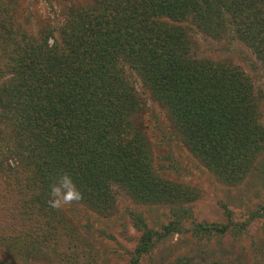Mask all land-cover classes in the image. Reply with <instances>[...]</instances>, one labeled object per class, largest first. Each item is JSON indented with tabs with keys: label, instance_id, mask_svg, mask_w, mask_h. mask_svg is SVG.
<instances>
[{
	"label": "trees",
	"instance_id": "obj_1",
	"mask_svg": "<svg viewBox=\"0 0 264 264\" xmlns=\"http://www.w3.org/2000/svg\"><path fill=\"white\" fill-rule=\"evenodd\" d=\"M186 18L213 36L235 31L264 64V36L258 35H264V0H107L101 12H68L56 36L49 26L34 35L14 21L5 29L0 20V79L6 77L0 150L20 158L36 151L34 189L18 191L14 206L0 210V242L24 236L34 244L61 226L47 201L64 173L95 210H106L107 195L98 189L107 193L110 181L147 203L189 195L159 179L150 164L141 132L129 120L139 106L129 71L166 106L192 155L222 181L230 183L248 167L264 145L257 142L264 124L257 122L251 84L230 63L185 58L181 30L165 20ZM246 117L250 135L241 128ZM224 154L240 157L223 165ZM142 238L137 255L150 234Z\"/></svg>",
	"mask_w": 264,
	"mask_h": 264
},
{
	"label": "rangeland",
	"instance_id": "obj_2",
	"mask_svg": "<svg viewBox=\"0 0 264 264\" xmlns=\"http://www.w3.org/2000/svg\"><path fill=\"white\" fill-rule=\"evenodd\" d=\"M106 2L0 0V20L4 21L5 29H10L8 23L14 21L34 35L49 26L56 36L68 12L81 9L101 12ZM165 22L181 30L185 58L226 62L242 71L251 84L257 122L264 124V64L248 42L241 40L235 31L207 34L189 18L179 23L173 19ZM46 37L50 43V37ZM260 45L264 48L263 43ZM129 73V83L136 91L139 105L129 120L141 132L150 164L159 179L174 183L173 189L188 190L189 195L177 201L147 203L135 198L118 182L110 181L107 193L98 189L107 195L106 210H95L89 204L91 200L84 198L57 210L61 226L53 227L52 234L49 225L40 231L43 236L48 230V240L29 244L24 236H10L0 242V264H264V137L257 141L262 146L246 171L235 175L230 183L222 181L184 145L166 106L154 99L134 73ZM241 123L242 130L250 135L248 118ZM2 150L0 210L14 206V201L20 198L18 191L25 194L34 189L35 175L31 173L30 162L36 157V151L29 150L20 158L12 151L8 154L1 153ZM235 157L240 156L224 154L222 164H230L227 159ZM24 161L26 165H22ZM40 190L35 188V194ZM23 216L30 217L29 213ZM145 231L150 240L145 242V251L137 255L135 251L145 241L142 238Z\"/></svg>",
	"mask_w": 264,
	"mask_h": 264
},
{
	"label": "clouds",
	"instance_id": "obj_3",
	"mask_svg": "<svg viewBox=\"0 0 264 264\" xmlns=\"http://www.w3.org/2000/svg\"><path fill=\"white\" fill-rule=\"evenodd\" d=\"M82 199L83 194L76 188L71 176L64 173L55 184L50 186L47 203L53 210H61L65 206L82 201Z\"/></svg>",
	"mask_w": 264,
	"mask_h": 264
}]
</instances>
